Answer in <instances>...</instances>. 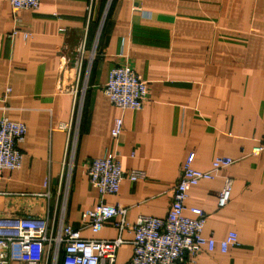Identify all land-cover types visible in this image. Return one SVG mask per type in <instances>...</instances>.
Returning a JSON list of instances; mask_svg holds the SVG:
<instances>
[{
    "label": "crops",
    "instance_id": "1",
    "mask_svg": "<svg viewBox=\"0 0 264 264\" xmlns=\"http://www.w3.org/2000/svg\"><path fill=\"white\" fill-rule=\"evenodd\" d=\"M84 37L87 49L96 38L95 51L83 68L69 185L59 188L66 144L59 125L70 118L76 50ZM122 65L147 81L140 110L120 109L103 93L109 70ZM0 117L26 127L20 168L2 171L0 217L47 216L57 223L63 211L82 238L120 235L126 243L116 264H125L131 228L120 233L119 218H112L93 232L82 213L103 202L126 207L129 226L142 215L164 218L190 152L198 170L228 156L231 165L188 190L184 214L201 208L203 235L218 241L234 231L238 244L226 251L204 247L195 264H264V150L251 154L264 141V0H40L38 8L15 15L9 1L0 0ZM116 117L122 131L114 139ZM109 153L125 174L145 175L125 176L117 193L101 195L87 166ZM224 176L232 178L230 200L218 207ZM21 254L51 264L43 244H13L9 264H20ZM63 257L61 251L58 264Z\"/></svg>",
    "mask_w": 264,
    "mask_h": 264
},
{
    "label": "built area",
    "instance_id": "2",
    "mask_svg": "<svg viewBox=\"0 0 264 264\" xmlns=\"http://www.w3.org/2000/svg\"><path fill=\"white\" fill-rule=\"evenodd\" d=\"M8 1L14 15L21 9H36L40 4V0ZM87 12L85 35L90 22L91 5L87 7ZM23 35L26 37L29 33L24 31ZM93 44L87 49L84 37L76 50L70 118L59 125V128L66 132L59 188L62 186L67 188L69 185L75 137L85 93L87 69L83 70V68L85 65L88 68L92 61L96 40ZM87 55L91 61L88 60ZM102 90L112 105L120 109L140 110L146 100L148 84L128 65L114 66L109 70ZM121 131L122 119L116 117L110 135L117 139ZM25 133L26 127L23 123L0 117V179L3 170L20 168L22 153L19 146L24 141ZM263 150L264 141L253 147L251 154H258ZM193 160L194 153L190 152L180 167L178 180L172 188L170 205L164 218L142 215L129 226L124 220L126 207L103 202L87 208L82 213L83 218L93 232L99 231L104 223L112 218H119L114 222V227L120 233L126 227L131 228L132 254L125 264H195L196 255L204 247L212 251L218 245L221 251H226L229 246L238 244L236 232L230 231L223 239L217 241L212 236L203 235L206 214L201 208H190L189 211L193 216L185 215L184 211L188 190L201 180L215 178L234 160L228 156H215L207 170L195 169ZM87 174L90 184L101 195L117 193L125 176L135 181L145 175L139 170L125 174L115 153L90 160ZM231 187L232 178L224 176L222 187L217 194L218 207H224L229 202ZM35 243L46 246L51 264H58L61 251L64 253L61 264H116L117 251L126 241L120 235L109 240L82 238L78 229L64 222L63 211L57 223L47 216L0 217V264H9L12 259L10 248L13 244ZM16 260L20 264H38L36 258L26 254H21Z\"/></svg>",
    "mask_w": 264,
    "mask_h": 264
},
{
    "label": "rangeland",
    "instance_id": "3",
    "mask_svg": "<svg viewBox=\"0 0 264 264\" xmlns=\"http://www.w3.org/2000/svg\"><path fill=\"white\" fill-rule=\"evenodd\" d=\"M97 30H98V29H97ZM97 32H98V31H97ZM97 39H98V38H97ZM95 40H96V38H95ZM93 45H94V44H93ZM93 45H92V46H93ZM87 58H88V55H87ZM88 60H90V58H88ZM90 61H91V60H90Z\"/></svg>",
    "mask_w": 264,
    "mask_h": 264
}]
</instances>
